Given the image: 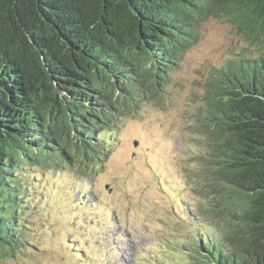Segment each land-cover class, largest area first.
<instances>
[{"label":"trees","instance_id":"obj_1","mask_svg":"<svg viewBox=\"0 0 264 264\" xmlns=\"http://www.w3.org/2000/svg\"><path fill=\"white\" fill-rule=\"evenodd\" d=\"M210 18L234 41L194 94L202 199L180 203L188 234L140 256L264 264V0H0V262L53 230L59 176L76 173L68 193L90 184L119 124L141 101H162L160 86ZM80 195L66 208L69 234L100 209Z\"/></svg>","mask_w":264,"mask_h":264},{"label":"rangeland","instance_id":"obj_2","mask_svg":"<svg viewBox=\"0 0 264 264\" xmlns=\"http://www.w3.org/2000/svg\"><path fill=\"white\" fill-rule=\"evenodd\" d=\"M230 34L213 18L202 23L198 40L183 53L182 65L170 73L172 82L160 86L162 101H141L136 112L119 124L115 148L108 151L103 168L94 173L90 184H73L75 189L68 193L72 179H78L76 173L66 170L59 176L55 188L66 194L62 201H47L57 203L50 208L53 230L39 228L31 247L6 252L0 264H148L140 255L164 249L171 236L181 239L188 234L177 218L182 214L180 203L202 199L195 169L202 167L196 154L202 138L194 126L202 116L194 94L200 93L215 60L232 49ZM80 194L86 201H98L100 209L84 213L89 223H81L79 234L71 232V236L66 222L73 217L66 218V208ZM74 237L78 242L66 244ZM66 249L83 253L75 259Z\"/></svg>","mask_w":264,"mask_h":264}]
</instances>
